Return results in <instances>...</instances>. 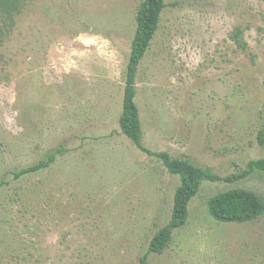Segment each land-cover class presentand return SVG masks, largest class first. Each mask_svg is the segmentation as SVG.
Returning <instances> with one entry per match:
<instances>
[{
	"label": "rangeland",
	"instance_id": "rangeland-1",
	"mask_svg": "<svg viewBox=\"0 0 264 264\" xmlns=\"http://www.w3.org/2000/svg\"><path fill=\"white\" fill-rule=\"evenodd\" d=\"M142 1L1 0L0 264H138L168 222L178 177L118 125ZM164 3L136 74L142 145L230 177L264 158V0ZM55 150L47 169L13 178ZM231 189L264 201V172L203 182L148 263L264 264V215L208 213Z\"/></svg>",
	"mask_w": 264,
	"mask_h": 264
},
{
	"label": "trees",
	"instance_id": "trees-1",
	"mask_svg": "<svg viewBox=\"0 0 264 264\" xmlns=\"http://www.w3.org/2000/svg\"><path fill=\"white\" fill-rule=\"evenodd\" d=\"M165 7L164 0H143L137 10L136 28L125 68L122 111L118 119L121 134L127 137L137 149L156 158L168 174L178 177L179 180V185L173 193L170 218L163 227L154 233L146 252L138 260V264H149L148 257L151 254L161 255L168 248L173 232L187 223L188 205L197 195L203 182H235L246 179L255 171L264 172V158H261L249 161L239 173L221 178L208 169L192 165L188 160L174 159L166 152H151L143 147L142 125L135 103L136 74L141 60L156 35ZM230 38L238 49L246 50V44L241 39L239 28H235ZM259 135L260 143H262V132ZM60 153V150L49 151L45 159L13 173V178L18 179L47 169ZM207 210L210 217L219 223H248L264 215V201L251 191L231 189L212 196L208 200Z\"/></svg>",
	"mask_w": 264,
	"mask_h": 264
}]
</instances>
